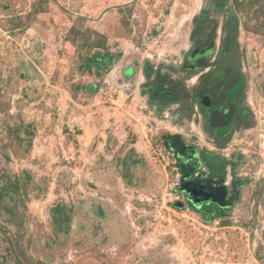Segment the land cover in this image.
Masks as SVG:
<instances>
[{
	"label": "rangeland",
	"instance_id": "rangeland-1",
	"mask_svg": "<svg viewBox=\"0 0 264 264\" xmlns=\"http://www.w3.org/2000/svg\"><path fill=\"white\" fill-rule=\"evenodd\" d=\"M206 1L0 0V175L28 170L47 187L40 196L32 190L27 204L28 256L48 264H264V35L246 28L259 29L257 20L239 15L255 123L224 151L148 105L140 72L123 75L144 60L180 61ZM81 28L104 34L111 53L121 54L97 93L78 90L96 81L79 70ZM21 123L35 131L27 155L8 136ZM165 134L236 155L235 179L245 184L226 216L205 221L172 190L169 160L159 156ZM175 147L183 159L193 156ZM126 157L139 161L128 178ZM58 204L73 212L70 231L57 237L51 209Z\"/></svg>",
	"mask_w": 264,
	"mask_h": 264
},
{
	"label": "flooded vegetation",
	"instance_id": "flooded-vegetation-1",
	"mask_svg": "<svg viewBox=\"0 0 264 264\" xmlns=\"http://www.w3.org/2000/svg\"><path fill=\"white\" fill-rule=\"evenodd\" d=\"M234 8L231 0H207L192 20L180 61L165 64L144 60L138 67L135 63L129 67L133 73L140 72V97H145L148 105L157 112L172 114L174 122L189 126L202 141L221 151L255 123L247 97L249 81L240 40L242 20ZM217 15H222V20ZM123 75L130 77L128 69ZM197 135L190 137L196 139ZM178 143L193 152L189 161L193 162L195 177L182 182L190 190L185 194L189 205H217L196 203L219 191L218 183L224 181L228 187L225 202L233 206L239 196V180L234 175L236 155L200 151L192 141ZM190 197L195 201L188 200Z\"/></svg>",
	"mask_w": 264,
	"mask_h": 264
},
{
	"label": "trees",
	"instance_id": "trees-1",
	"mask_svg": "<svg viewBox=\"0 0 264 264\" xmlns=\"http://www.w3.org/2000/svg\"><path fill=\"white\" fill-rule=\"evenodd\" d=\"M235 7L237 14H244L249 18V21L258 22L259 29L255 27H246L250 31L258 35H264L261 31L264 27V0H236ZM84 18H80L82 22ZM248 26V25H247ZM75 29V28H74ZM75 31V30H74ZM76 36H81L84 40L82 48L86 51V55H82V64L79 70L90 77H95L96 81L90 85H80L78 90L97 93L103 86L105 76L108 75L113 68V65L118 61L120 55L111 53V48L108 45L107 37L91 28L80 30L76 29ZM76 37V38H77ZM75 40V39H74ZM137 66V65H136ZM132 68H128V74L133 77ZM22 78H27V75H22ZM160 111L159 114H162ZM31 125L21 123L13 127H9L8 136L15 137L17 143L25 148L26 155L33 147L35 131ZM27 137H22V134ZM185 139L180 135L165 134L162 136L163 146L176 154L178 165L183 175V179H191L195 177L196 171L193 170V162L187 161L179 156L178 150L175 147L178 142H184ZM7 161H11L9 153H4ZM139 163L137 160H132L131 157H126L122 161L123 177L128 178L130 169ZM133 177L134 175L131 174ZM245 184L239 180L237 190ZM36 189L37 196L44 194L47 187L39 185L33 173L28 170H23L22 173L12 175L8 171H4L0 175V248L3 254L0 255V264H48L28 256L23 242L25 231L28 222V202L31 199V191ZM193 211L201 213L206 218L205 221H210L209 217L222 218L226 216V211L231 207L222 208L219 205L212 207H197L190 206ZM72 209L67 205L58 204L51 209V219L55 236H60L62 233L69 232L70 223L72 221Z\"/></svg>",
	"mask_w": 264,
	"mask_h": 264
},
{
	"label": "water",
	"instance_id": "water-1",
	"mask_svg": "<svg viewBox=\"0 0 264 264\" xmlns=\"http://www.w3.org/2000/svg\"><path fill=\"white\" fill-rule=\"evenodd\" d=\"M218 185L220 186V188H218L219 191L213 192L214 194L213 193L208 194L207 196L204 197L203 200L198 201V203H196V204L200 205L202 202H206V203L217 204V205H219L222 208L228 207V204L225 202L227 194H228V187L224 185V181L219 182ZM180 192H182L184 195L185 194L186 195L190 194V190H189L187 185H182L181 189H180ZM188 200H190L192 202L195 201L194 198H192V197L188 198Z\"/></svg>",
	"mask_w": 264,
	"mask_h": 264
},
{
	"label": "built area",
	"instance_id": "built-area-1",
	"mask_svg": "<svg viewBox=\"0 0 264 264\" xmlns=\"http://www.w3.org/2000/svg\"><path fill=\"white\" fill-rule=\"evenodd\" d=\"M167 118H169V116H167ZM176 134H178V133H176ZM159 156L161 158H163L164 160H167V159L169 160L168 166L172 168V172L174 175L172 190L175 192H180L182 182H183V175L180 171V167L178 165V159H177L176 154L171 153L165 149H160L159 150Z\"/></svg>",
	"mask_w": 264,
	"mask_h": 264
}]
</instances>
